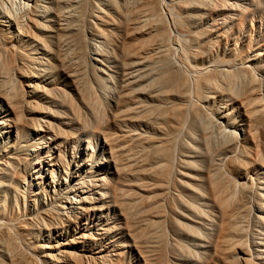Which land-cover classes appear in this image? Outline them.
Instances as JSON below:
<instances>
[{"label":"bare ground","instance_id":"6f19581e","mask_svg":"<svg viewBox=\"0 0 264 264\" xmlns=\"http://www.w3.org/2000/svg\"><path fill=\"white\" fill-rule=\"evenodd\" d=\"M35 1L0 0V60L22 53L13 45L11 30L41 17L43 6ZM55 2L59 20L72 13L84 19V23H90L91 60L99 64L95 56L103 60L104 56H113V32L121 40L117 70L107 74L101 60L102 67L93 69L91 79L100 96H111L107 104L117 106V116L125 121L130 119L132 123L127 131L135 152L133 158L131 153L130 162L136 166L134 182L149 187L145 200L156 205L167 202L172 196L192 208V202L207 204L212 198L222 210L231 211L218 228L217 242L233 251L232 257L238 256L240 251L248 264H262L264 193L259 192L263 188L258 184L260 171L263 170L264 175V43L255 47L251 34L245 41L238 35L248 13L228 0ZM17 61L16 73L27 74L28 68L23 67L26 59L19 57ZM24 86L33 88L30 81ZM90 99L93 100L90 97L86 101L91 105ZM3 121L5 118L0 123ZM44 122L41 120L30 128L43 132L48 127ZM1 132L0 128V135ZM30 135L28 151L43 149L45 156L39 159L40 166L52 167L47 155L54 143L57 145L63 140L59 127H48L42 139L37 134ZM92 148V143L88 142L86 151ZM93 153L72 170L78 175L77 183L63 195L66 197L61 204L60 201L45 202L48 196L42 192L39 179L26 181L28 189L25 187L19 201L6 202L7 199H3L6 197L0 196V264H75L71 261L76 254L73 249L61 251L49 245L46 250L45 244L38 240L41 232L48 230L53 220L51 216L58 214L62 218L75 212L78 204L89 203L88 199L95 201L111 196V179L97 173L106 160L99 164ZM0 156V191L7 185L5 191H1L5 193L11 190L15 175L9 170V159L1 153ZM93 164L98 165L96 170ZM196 169L203 172L198 181L209 192L196 188L191 198L182 192L185 186L195 189L188 180L195 178L189 170ZM88 170L89 176H83ZM141 171L146 172L144 183H140ZM38 173L40 175V171ZM3 174L8 177L7 183L1 181ZM54 174L55 170H51L52 178ZM134 193L138 196L137 190ZM136 199L139 201L138 197ZM255 199L259 201L254 208L256 232L250 230L252 215L247 203H254ZM89 235H93L91 229ZM155 235L159 243L164 240L162 230ZM85 237L89 241V237ZM244 238L256 243L257 254L247 249ZM90 243L87 242L85 251L93 252ZM104 252L106 250L101 248L95 252L96 257L81 253L78 258L81 262L100 260L108 264V255Z\"/></svg>","mask_w":264,"mask_h":264},{"label":"rangeland","instance_id":"374dc122","mask_svg":"<svg viewBox=\"0 0 264 264\" xmlns=\"http://www.w3.org/2000/svg\"><path fill=\"white\" fill-rule=\"evenodd\" d=\"M36 1L43 6L41 19L25 23L22 27L15 26L11 30L13 45L22 53L10 54L0 60V121L3 118L6 120L0 123V153L5 155L6 160L9 159V170L15 175L11 190L2 193L7 185L1 188V198L5 196L3 199H7L6 202L9 199L19 201L26 191L25 187L28 189L26 181L36 182L39 179L42 192L48 196L42 199L52 203L60 201L61 204L66 197L63 195H67L77 183L78 175L72 170L83 159L88 160L94 151V160L98 159L101 162L99 164L106 160L97 173L100 177L111 179V196L95 201L88 199L89 203L78 204L77 210L68 216H51L53 220L48 223V230H43L38 240L45 244L46 250L50 247L61 251L73 249L76 254H73L71 261L75 264H102L100 260L81 262L78 258L81 253L96 257L95 252L101 248L106 250L104 253L108 255V264H248L240 251L237 252L238 256L232 257L233 251L224 245L221 247L217 242L218 228L229 218L231 211L222 210L212 202V198L207 200V204L192 202V208L185 207L176 197L172 199V196L167 202L154 205L145 200V196L149 195V187L134 182L133 171L136 166L130 162L134 147L127 132L132 123L130 119L125 121L117 116V106L111 102L107 104L111 96H100L91 79L93 69L102 67L101 60L107 74L117 70L115 65L119 63L121 41L117 34L112 33L115 38L111 45L113 56H104V60L101 56H95L100 60L98 64L90 59L89 54L90 23H84V19L72 13L59 20L55 0ZM228 1L236 7L241 6L249 15L237 32L241 40L245 41L251 34L255 47L263 44L264 0ZM76 21L80 24L77 22V25ZM11 25H14L13 21ZM19 57L26 59L23 67L25 70L28 68L27 74L21 76L16 73ZM27 81L33 86L31 90L24 86ZM90 97L93 98L90 99L91 105L86 101ZM29 101L31 105L27 103ZM122 114L118 113L120 116ZM41 120L48 127H59L63 137L59 144L52 145L50 156L47 155L48 164H52V167L43 165L41 168L39 159L45 156L43 149L28 151L31 133L42 139L45 137L44 131L48 132V127L43 132L30 128ZM83 124L88 127H82ZM88 142L92 143L93 148L86 151ZM93 165L96 170L98 165ZM51 170H55L53 178ZM88 172L90 170L82 175L89 176ZM189 172L195 175L193 180L179 177L188 180L195 189L185 186L182 193L192 198L196 188L207 192L206 187L198 181L201 180L198 176L203 175V172L197 169ZM145 175V171L139 172L140 183L145 182ZM5 176L2 175L1 181L7 183L8 177ZM259 177L258 187L263 188L259 192L264 193L263 170ZM134 190H137L138 196ZM247 203L251 206L253 219L249 221L250 230L256 232L254 208L259 201L255 199L254 203ZM90 229L93 235H89ZM159 230L164 235L161 243L155 235ZM97 231L101 234H97ZM85 236L89 237V241H86ZM70 240L74 243H70ZM87 242H91L93 252L85 251ZM243 243L247 244L248 250L257 254L259 248L256 243L249 238H244ZM260 262L264 264L262 259Z\"/></svg>","mask_w":264,"mask_h":264}]
</instances>
